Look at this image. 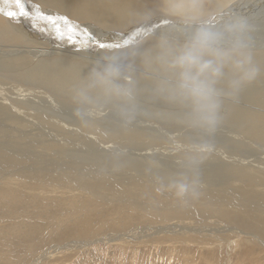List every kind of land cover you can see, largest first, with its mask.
<instances>
[{"label": "bare ground", "instance_id": "1", "mask_svg": "<svg viewBox=\"0 0 264 264\" xmlns=\"http://www.w3.org/2000/svg\"><path fill=\"white\" fill-rule=\"evenodd\" d=\"M24 2L30 3L33 13L27 18L11 20L3 13L12 9L13 6L6 0H0V172L14 173V176L40 186L45 182L54 185L57 181L70 189L73 187L78 192L91 195L95 199L110 204L118 202L128 210H137L164 221L177 220L179 222V224L177 222L160 227H135L124 234L109 232L110 234L93 241H76L64 246H50L39 257L32 259L29 264H38L54 253H59V250L71 252L70 250L86 247L88 249V246L94 243L99 244V242L115 243V241L124 238L129 240L155 238L156 240V236L159 239L158 236L163 234L178 237L177 235L183 236V234L216 232L217 230L204 227L200 222L206 216L208 218L218 217L239 224L249 220L244 224L245 227L251 228L252 226L248 223H255L253 227L260 230V225L264 224V217L261 215L264 213V158L260 157L251 162L250 160L245 161V159L255 155L252 144L264 148V53L253 52L255 61L261 67L260 75L251 83L253 88L250 87L249 90L243 88L234 100L225 101L222 107L221 123L216 130L226 131L225 125L235 137L226 133L225 138L223 136L224 141L221 140L223 142L220 144L211 143L214 137H207L202 129L188 121L183 109L165 102L158 95L157 88L164 73L157 63L156 57L163 40L183 42L185 34L193 26L191 17H197L207 23H216L220 19V13H238L237 9L241 11L251 9L245 13L252 14L260 9L259 14L257 11L255 15L248 18L252 26L255 24L264 25V21L261 22L264 20V0H24ZM192 4H196L198 7H189ZM176 5H184V7L177 8ZM45 17L58 20L61 17L67 18L71 26L65 25L63 20H59L54 28ZM150 19L152 20L150 21ZM173 22L182 24L174 26ZM83 29L90 31L87 33L91 34V40H84L86 31ZM95 40L115 41L117 46L106 50L99 49L94 43ZM107 60L119 63L124 75L130 77L135 89L136 114L151 116L152 120H156L159 125L167 128L155 125L144 127L145 121L142 122L143 119L138 116H134V119L138 120L129 121L113 110L107 115H103L100 111L95 112V110L94 114L91 113L84 118L74 115L76 105L73 96L75 90L92 67ZM8 73L14 75V78L7 77ZM21 79L24 83L30 82L31 89L22 90L24 85L15 81ZM10 82L17 86H11L9 90L2 87ZM39 85L41 86L40 90L44 89V92L38 90L37 86ZM53 97L63 100L58 102ZM150 99L152 102H149ZM139 103H145V105H139ZM32 107H38L39 111ZM111 108L115 110L113 106ZM107 119L125 123L126 126H111ZM1 122L5 125L2 126ZM140 122L143 123L142 126H138L141 125ZM160 122L163 123L160 124ZM163 130L170 132L161 134ZM171 132L177 134H172L174 139L182 142V145L176 146L177 151L179 150L177 153L169 154L171 157L156 156L157 153H153L155 149H150L143 154L144 150H138L140 147H133L135 145L160 146L156 135L163 136L164 138L159 137V139L163 141L166 139L165 142L169 144ZM85 134L87 135L85 136ZM206 140H209L213 146L228 150L229 153L224 158L211 149L202 154L199 148ZM77 142L85 143L90 150L95 151L91 156L98 159L102 165L96 167L95 161L78 159V155L69 159L67 157L65 162L64 156L61 158L60 155H64L65 150L70 147H72L71 150H76L77 147L74 144ZM124 149L128 151L125 152ZM136 150L138 151L135 152ZM46 153L50 157L57 158L45 160L47 156L44 154ZM259 153L264 156V151L260 150ZM162 157L164 159H161ZM171 159L186 163L210 159L216 161H209L211 164H208V167L210 168L205 173L197 175L180 174V172L169 168L168 163H174L171 162ZM217 159L219 160L217 161ZM25 160L31 162L24 164ZM22 164L24 165L21 166ZM104 164L116 165L118 169L114 172L109 171L108 168H103ZM152 168H155L157 173H154ZM194 177H198L199 182L207 184L205 187L198 185V195L193 199L186 200H178L174 196L176 187L169 190L168 187L158 185V181L155 180V178H162L181 184L190 183ZM20 181L22 180L16 182ZM16 182L14 183L17 184ZM28 185L30 187V184ZM7 186L9 185L7 184ZM15 186L13 185L14 188ZM66 186L64 187L66 188ZM34 187L36 188L35 185ZM14 188L12 192L15 190ZM22 191L24 190L22 189ZM15 192L17 191L15 190ZM32 195L36 197L37 193ZM40 195L42 196V194ZM15 196L13 195L12 198ZM33 200L31 201L33 202ZM11 202L13 201L11 200ZM6 207L8 206L6 205ZM101 208L104 209V207ZM197 209L201 210L200 213ZM116 214L118 216V213ZM120 214L122 213L120 212ZM28 217L30 216L27 215V219H29ZM36 217L34 218L36 219ZM188 217L196 219L199 222L198 226L186 225L185 221L189 219ZM74 219L77 220V218ZM137 220L140 221L139 218ZM118 223H120L119 220L113 225L109 223L111 224L109 226L102 224V227H92L94 229L92 232H90L89 226H85L80 229L79 233L83 237H89L92 234H107L104 228H111L114 231V229L124 228V226L126 229L129 225L127 223L122 225L121 222L122 226H120ZM70 224L72 223L70 222ZM60 225L62 224L60 223ZM1 231L3 232L0 228ZM225 232L250 237L244 230L241 231L236 227H225ZM47 234L49 233L47 232ZM216 234H220V231ZM253 235L259 242L261 241L258 236ZM8 248L10 249V247ZM8 248L3 246L0 250L8 254ZM39 249L34 252L31 250L30 256L32 254L34 256ZM1 259L5 264H8L13 258L5 257L3 259L1 257Z\"/></svg>", "mask_w": 264, "mask_h": 264}, {"label": "rangeland", "instance_id": "2", "mask_svg": "<svg viewBox=\"0 0 264 264\" xmlns=\"http://www.w3.org/2000/svg\"><path fill=\"white\" fill-rule=\"evenodd\" d=\"M24 3H25V7L29 11V13L30 14L33 13V10H32L30 3L29 2H24ZM237 10H238V13L240 11V14H242V15H245V16L248 15V16H246L247 18L249 16L255 15L257 13V11H258L257 14H259V12H261L260 9H258L256 12H254L252 14H246L245 12L251 11V9L245 10V11H241L239 9H237ZM151 20L152 19H150V21ZM263 21L264 20H262L261 22H263ZM179 24H182V23L173 22L172 25L177 26ZM83 30L86 31L85 32L86 38H84V40L85 41L91 40V39H88V36H87V34H89L90 31L85 30V29H83ZM87 32H89V33H87ZM263 32H264V25L259 26V24L258 25L255 24L254 26H252L253 52L264 53V33ZM85 47L87 50V46H85ZM2 76H6V75H2ZM8 76H10V78L11 77L14 78V75H11V73H8L7 77ZM15 77H17V76H15ZM11 81H13V80H11ZM15 81L24 85V89L22 88V90H25V89H28L31 87L30 82L24 83V82H22V79L21 80H15ZM11 86L16 87L17 84L10 82V84H7V85L2 86V87L9 90V88ZM39 86H37L39 89L37 87H36V89L40 90L41 86L40 87ZM252 86L253 85L250 83V85L248 84L247 87L245 86L244 88H247L249 90V89H251L250 87H252ZM21 87H23V86H21ZM40 91L44 92V89L40 90ZM53 98L58 102H62V100H63V99L61 100V98H56V97H53ZM149 102H152V99H150ZM139 105H145V103H139ZM109 106H110V108H109ZM109 106L101 107V108L96 109V111L95 110L94 111L95 112L100 111L103 113V115H107L113 111L118 113L116 111V109L114 110L111 108V105H109ZM32 108L36 111H39L38 107H32ZM111 110H113V111H111ZM94 111L92 112V114H94ZM56 115L58 116L60 114H56ZM135 115L138 116L139 118L143 119L142 122L145 121L144 125L142 122H140L141 125H138V126L143 125L144 127H152L153 125H155L156 127L159 126L161 128H163V127L167 128L165 126L159 125V123H157L156 120H152L151 116H148L145 114H135ZM128 120H126V121H128ZM136 120H138V119L132 118L129 121H136ZM107 121L111 124V126H120V127L126 126L125 123H122V122H117V121H113L110 119H107ZM161 123H163V122H160V124ZM1 125L3 126L5 124L3 122H1ZM224 127H225L227 132L225 130H222V129L216 130L214 132V134L211 136V138L212 137L215 138V139L212 138V140L210 139L211 143L213 142V144H220V142L224 141L226 133L228 135H231L232 137H235V135H233L231 133L230 129H228L225 125H224ZM168 132H170V131L163 130L161 132V134H165V133L168 134ZM172 134L173 133L171 132V135H170L171 142L169 144L165 142L166 139H164V141L159 139V137L164 138L163 136L156 135V137L159 140L160 146L148 147L145 145H135L133 147H136V148L140 147L138 150H144L143 154L147 153L148 150H150V149H155L153 153L154 154L157 153L156 156H161V155L170 156L169 154H175L179 151V150L177 151L176 146L182 145V142H179L177 139H174ZM86 135L87 134H85V136ZM173 135H177V134H173ZM223 136H224V138H223ZM221 140H223V141H221ZM74 145H76V147H77L76 150L78 152L76 150H71L72 147H70L69 148L70 150L69 149L65 150L64 155H60L61 158L64 156L65 162H66L67 157H68L67 159H69L70 157H77V155H78V159L87 160V161H92V160L95 161L96 167H99L102 165L98 159L91 156L95 153V151L90 150V148H88L85 145V143L82 144L81 142H77ZM252 145H253V151H254L255 155H254V157H246L245 161L250 160V162H251L254 159H257L260 157L264 158V156H261L259 153L260 150L264 151V148H261L256 144H252ZM126 146H128V145H126ZM138 150H136L135 152H137ZM124 151L126 152L128 150L124 149ZM211 151L218 152L222 158H224V156L227 155V153H229L228 150H226L222 147L213 146V145H211ZM224 152H226V153H224ZM149 153L152 154V152H149ZM44 156H47L45 158V160H48L49 158L50 159L57 158L55 156L50 157L48 153L44 154ZM161 159H164V158L162 157ZM218 160L219 159H217V161ZM209 161L214 162L216 160L210 159V160H203L200 162L186 163L184 161L179 162L177 160L171 159V162H174V163L173 164L168 163V167L172 168L173 170H176L177 172H180V174H197V175H200V174L205 173L206 170L210 168V167H208V164H211V163H209ZM30 162L31 161L28 162V160H25L24 164H29ZM24 164H22L21 166H23ZM21 166H19V167H21ZM103 168L104 169L108 168V170L112 171V172H114V171H116V169H118V167L116 165L112 166L111 164H104ZM141 170H143V172H144L143 167H141ZM153 170H154V173H157L155 168ZM13 174L14 173H9V172H5V171L0 172V179H2V180H0V186H1L0 187V205H1L0 215L2 214L0 216V228L4 232V233L2 231L0 232V235H3V236H0L1 237L0 238V248L3 246L4 247L6 246L7 248L10 247V249L8 248L10 251L7 249V251L9 252L8 254H5L0 250V258L1 257H3V259L5 257L6 258H13V259H11V263H8V264H29L32 261V259H35V257L36 258L39 257L40 254L42 252H44L47 248H50V246L51 247H53V246H64L66 244H73L76 241H81V242L82 241H93L95 239H98V238H101V237L108 235L109 232L110 233L111 232L117 233V234H124V233L128 232V230L130 231L131 229H133L135 227H148V226L160 227V226H164L167 224L168 225L169 224H175L178 222L177 220H174V221L165 220L164 221L163 219L156 218L153 216H149V214L142 213V212H139L137 210H133V211H132V209L128 210L127 208H124L121 204H119L118 202H114V203L110 204L106 201H101V200L95 199L91 195L85 194V193L80 192V191L78 192L77 190H74L73 187L70 189L69 187H67L63 183H59L57 181H55L54 185L48 184L49 182H45V183H43L42 186H40L37 184H32L30 181L20 179L17 176H14ZM11 175L13 178L10 177ZM5 177H6V181H5ZM8 177L10 180L8 179ZM17 180L18 181L22 180V181L16 182ZM155 180L158 181V183H157L158 185L168 187L169 190H172L173 187H176L177 185H179L175 182L163 180L162 178H155ZM14 182H16L19 187ZM26 183H27V185H26ZM165 183H167L169 185H167ZM7 184L9 186H7ZM28 184H30L31 188L29 187ZM206 184L207 183L199 182L198 185L205 187ZM13 185L14 186L16 185L15 188L13 187ZM34 185L36 186V188L34 187ZM11 186L17 192H15V190L12 192L13 188ZM64 186H66V188ZM207 186H210V185H207ZM8 187H9V189H7ZM20 187H22V188H20ZM54 187H56V189H54ZM29 188L31 190L32 189H34V190L31 191ZM47 188H49V189H47ZM22 189L24 191H22ZM6 190H8V191H6ZM19 190H20V192H19ZM56 190H57V192H56ZM34 191H36V192H34ZM39 191H40V193H39ZM68 191H69V193H68ZM9 193H11V194H9ZM15 193L17 194L18 198H17V196H15L16 195ZM36 193H37L36 197H35V195H32V194H36ZM48 193H49V195H48ZM29 194H31L32 196ZM40 194H42V196ZM60 194H62V195H60ZM13 195L15 196V197H13L14 199L12 198ZM4 196H6V197L3 198ZM37 196H38V199H37ZM68 196H70V197H68ZM81 196H83V197H81ZM33 198L35 201L33 200ZM41 198L44 200V202ZM9 199H10V201H9ZM19 199H20V201H18ZM22 199H24V200L21 202ZM11 200L13 202H11ZM31 200H33V202ZM93 201H95V202H93ZM2 202L3 203L5 202V203L3 204ZM8 202H10V203H8ZM15 202H16V204H15ZM90 202H91V204H90ZM175 202H178V201H175ZM54 203H55V205H54ZM72 204H73V206H72ZM6 205L8 207H6ZM22 205H23V207H22ZM30 205L33 207L31 208ZM92 206H93V209H92ZM117 206L120 208H118ZM3 207H5V209H3ZM12 207H13V209H12ZM45 207L48 209H46ZM88 207H90V208H88ZM101 207H104V209ZM114 207H115V209H114ZM192 207L195 208V206H192ZM107 209H108V211H107ZM4 210H6V211H4ZM69 210H71V211H69ZM85 210H87V211H85ZM197 210L200 213L201 210L200 209H197ZM124 211L127 213H125ZM110 212H111V214H110ZM120 212L122 214L123 213H125V214L122 215V214H120ZM28 213H30V214H28ZM83 213H85V214H83ZM86 213H89V214L87 215ZM116 213H118V216ZM257 213H259V212H257ZM100 214H102L103 216ZM27 215L30 216V217H28L29 219H27ZM124 215H126V216H124ZM261 215L264 217V213ZM76 216H78V217H76ZM132 216H135V217H132ZM34 217H36V219ZM73 217L77 218V220L74 219ZM121 217H123L122 219H125V220H122ZM206 217H204L200 220V222L203 223L204 227L206 226L208 228H213V229L217 230L216 232L220 231V234H216V232L208 233V234L196 233V234H191V235L190 234H183V236L177 235L178 237H176V235L170 236L169 234L168 235L163 234L165 236H163V235L158 236L159 239H160V237H162L160 240L156 236V240H155V238H152L151 240L149 238H145L142 240L141 239L140 240H129V239L124 238L120 241H117V242L115 241V243L114 242H111V243L99 242V244L94 243V244L88 246V249L86 247V248H82V249L70 250L71 252H69V251L67 252L66 250H59V253L58 252L54 253V255H51L50 257L47 258L48 260L45 259L44 261H40L38 264H264V236H262V235H264V228H263L264 224L260 225V228H259L260 230L258 231L257 229H255L253 227V225L255 226V223H251V224L248 223L249 225L252 226L251 228L250 227L247 228L244 226V224L246 222H249V220L245 221V223L239 224V223H235V222L232 223V222L227 221V220H222L218 217H212V218L209 217L211 219H209L208 216H206ZM45 218H47V219H45ZM114 218L117 220H115ZM138 218L140 219L139 222L137 220ZM188 218L189 219H186V221H185V223H187L186 225L198 226L199 222L196 219H194V218L191 219L190 217H188ZM36 220H38V221H36ZM118 220L120 221V223L122 222L121 223L122 225L126 224V223L129 224L128 225L129 227L127 226L126 229H125V226H124V228H120V229L116 228V229H114V231H112L111 228H104L105 229L104 231H106L105 233H107V234H104V233H102L101 235L92 234L89 237H83L79 233V231L82 227L89 226L90 232H92L94 230L93 229L94 227H98V226L102 227V224H103V226H109V225H111L109 223H112V225H113L116 222H118ZM148 220H149L150 224L148 223ZM155 220H156V223H155ZM160 220H161V222H160ZM202 220H203V222H202ZM14 222H16V223H14ZM50 222H51V224H50ZM70 222L72 224H70ZM132 222H133V224H132ZM23 223L24 224L26 223V224L24 225ZM60 223L62 225H60ZM120 223H118V225ZM159 223H164V224H159ZM52 224H53V228H52ZM121 224H120V226H122ZM147 224H149V225H147ZM152 224H154V225H152ZM178 224H179V222H178ZM191 224H193V225H191ZM26 225H27V227H26ZM50 225H51V227H49ZM11 226H12V228H11ZM17 226H19V227H17ZM54 226H56L55 229H54ZM64 226H65V228H64ZM78 226H80V227L78 228ZM225 227H236L237 229H239L241 231L244 230L245 233H247L250 237L243 236V235L238 236L237 234H232L229 232L224 233ZM24 228H26V229H24ZM107 229H109V230H107ZM246 229H247V231H246ZM115 230L118 232H116ZM24 232H27V233H24ZM47 232L51 235L47 234ZM59 232H62V233L60 234ZM209 232H211V231H209ZM259 233H261L262 235ZM19 234H20V236H19ZM63 234H64V236H62ZM250 234H252V235H250ZM253 234L258 236V239H261V241L259 242L257 240V237H255ZM41 235L43 236V238ZM26 237H27V239H26ZM199 237H201V238H199ZM11 238H12V240H11ZM40 238H41V240H40ZM46 238H47V241H46ZM174 238H176V239H174ZM177 238H180V239H177ZM43 239H44V241H43ZM250 239H252L253 241ZM5 241H7V242H5ZM23 242H24V244H23ZM49 242H50V244L48 245ZM37 243H39V244L37 245ZM28 246H31V247H28ZM11 248H12V251H11ZM37 249H39V250L36 251V254L34 256H33V254H32V256H30V252H32V251L34 252ZM28 256H30V257H28ZM0 264H5L2 259L0 260Z\"/></svg>", "mask_w": 264, "mask_h": 264}, {"label": "clouds", "instance_id": "3", "mask_svg": "<svg viewBox=\"0 0 264 264\" xmlns=\"http://www.w3.org/2000/svg\"><path fill=\"white\" fill-rule=\"evenodd\" d=\"M183 8L184 5H176ZM196 8L198 5H189ZM216 23L191 17V29L182 43L163 40L156 57L163 70L157 88L167 103L183 109L194 126L211 137L221 123L225 101L234 100L240 91L261 73L253 54L252 25L236 12L220 13ZM74 115L84 118L94 110L113 106L126 119L136 114L135 89L121 65L113 60L97 63L75 90ZM211 149L206 140L199 148ZM198 177L176 186L178 200L198 195Z\"/></svg>", "mask_w": 264, "mask_h": 264}, {"label": "snow or ice", "instance_id": "4", "mask_svg": "<svg viewBox=\"0 0 264 264\" xmlns=\"http://www.w3.org/2000/svg\"><path fill=\"white\" fill-rule=\"evenodd\" d=\"M6 2L10 3L13 6L12 9L3 13L7 18H9L11 20H16L18 18L29 17L30 13L25 7L24 0H6ZM45 19H48L49 22L52 23L54 28L59 23V20H63L65 25L71 26L70 22L67 20V18L61 17L58 20V19H53L51 17H45ZM57 31H59L58 28H57ZM87 36H88V39H92L91 34H87ZM94 43H95L97 48L105 49V50L117 46V43L115 41L105 42V41L95 40Z\"/></svg>", "mask_w": 264, "mask_h": 264}]
</instances>
